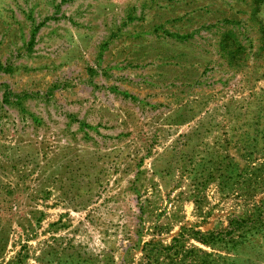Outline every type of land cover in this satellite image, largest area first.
I'll use <instances>...</instances> for the list:
<instances>
[{"label": "rangeland", "instance_id": "rangeland-1", "mask_svg": "<svg viewBox=\"0 0 264 264\" xmlns=\"http://www.w3.org/2000/svg\"><path fill=\"white\" fill-rule=\"evenodd\" d=\"M0 264H264V0H0Z\"/></svg>", "mask_w": 264, "mask_h": 264}]
</instances>
